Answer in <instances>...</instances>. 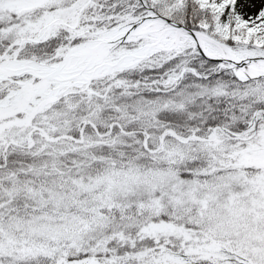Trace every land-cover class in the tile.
Returning <instances> with one entry per match:
<instances>
[{"label":"snow or ice","instance_id":"1","mask_svg":"<svg viewBox=\"0 0 264 264\" xmlns=\"http://www.w3.org/2000/svg\"><path fill=\"white\" fill-rule=\"evenodd\" d=\"M0 264H264V0H0Z\"/></svg>","mask_w":264,"mask_h":264}]
</instances>
